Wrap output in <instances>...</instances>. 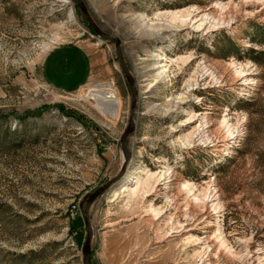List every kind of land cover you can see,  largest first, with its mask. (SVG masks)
Listing matches in <instances>:
<instances>
[{"label": "rangeland", "instance_id": "1", "mask_svg": "<svg viewBox=\"0 0 264 264\" xmlns=\"http://www.w3.org/2000/svg\"><path fill=\"white\" fill-rule=\"evenodd\" d=\"M81 1L136 90L128 167L88 210L89 264H264V67L225 57L227 39L264 49V0ZM67 45L93 73L64 93L40 67ZM131 96L73 0H0V264L42 249L30 264H81L85 227L69 224L120 171Z\"/></svg>", "mask_w": 264, "mask_h": 264}, {"label": "water", "instance_id": "2", "mask_svg": "<svg viewBox=\"0 0 264 264\" xmlns=\"http://www.w3.org/2000/svg\"><path fill=\"white\" fill-rule=\"evenodd\" d=\"M81 14L84 16L88 26L94 31V33L109 42L114 43L115 48H116V53H117V58L119 60V64L122 68V71L124 72V75L126 77V80L131 88L132 91V96H131V102H130V108H129V117H128V124L123 132V134L120 137V146L122 150V155H123V163L121 165L119 173L112 178L111 180L107 181L105 184L102 186L98 187L94 192L90 194H86L84 196V200L80 205V212L83 217V222H84V227H85V238L84 241L81 245L80 253H81V264H89V258L91 255V239H92V229L89 223V216H88V210L90 205L93 203L95 199H97L99 196H101L105 191L112 189L115 185L118 184L120 179L123 177L126 168L128 167V163L130 161L131 154L127 150L126 147V138L127 136L131 133V131L134 128L133 124V110L135 107V101H136V90L133 86V81L132 78L129 74V72L125 69V67L122 65L120 61V56H121V51L119 48V40L116 38H112L109 35L101 32L99 28L95 25L93 22L91 16L89 15L86 7L84 6L83 2L81 0H73Z\"/></svg>", "mask_w": 264, "mask_h": 264}, {"label": "crops", "instance_id": "3", "mask_svg": "<svg viewBox=\"0 0 264 264\" xmlns=\"http://www.w3.org/2000/svg\"><path fill=\"white\" fill-rule=\"evenodd\" d=\"M41 78L46 84L64 93L73 92L86 84L93 73V60L87 50L77 45L61 46L50 51L40 67ZM77 78H76V77ZM67 90L61 87L64 79H74Z\"/></svg>", "mask_w": 264, "mask_h": 264}, {"label": "trees", "instance_id": "4", "mask_svg": "<svg viewBox=\"0 0 264 264\" xmlns=\"http://www.w3.org/2000/svg\"><path fill=\"white\" fill-rule=\"evenodd\" d=\"M250 42L255 44L256 46H264V38L261 40H256V39H250ZM225 47L227 49V52L225 54V57H235L238 60H243L247 59L255 63L259 67H264V49H254L252 47L247 48L244 50L243 48L237 46L231 39H227L225 43ZM245 55L243 57V55ZM243 108H238L240 110H244L248 112V108L250 104L243 102ZM66 113V112H64ZM29 115H35V113H30ZM67 115V114H66ZM83 218L81 217H74L69 224L70 231L77 233V234H82V227L84 225ZM77 241V240H76ZM56 245V244H55ZM45 249L39 250V251H30L26 254H18L17 257L21 260H23L24 264H30L33 259H42L43 253Z\"/></svg>", "mask_w": 264, "mask_h": 264}, {"label": "bare ground", "instance_id": "5", "mask_svg": "<svg viewBox=\"0 0 264 264\" xmlns=\"http://www.w3.org/2000/svg\"><path fill=\"white\" fill-rule=\"evenodd\" d=\"M102 89L106 88L101 85L92 86L88 91V97L96 103L103 114L115 118L119 112V103Z\"/></svg>", "mask_w": 264, "mask_h": 264}, {"label": "built area", "instance_id": "6", "mask_svg": "<svg viewBox=\"0 0 264 264\" xmlns=\"http://www.w3.org/2000/svg\"><path fill=\"white\" fill-rule=\"evenodd\" d=\"M95 85H101V84H95ZM101 86H104V87H105V85H103V84H102ZM105 88H106V87H105Z\"/></svg>", "mask_w": 264, "mask_h": 264}]
</instances>
